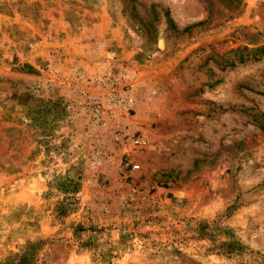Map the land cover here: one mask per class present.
<instances>
[{
	"label": "rangeland",
	"instance_id": "obj_1",
	"mask_svg": "<svg viewBox=\"0 0 264 264\" xmlns=\"http://www.w3.org/2000/svg\"><path fill=\"white\" fill-rule=\"evenodd\" d=\"M0 264H264V0H0Z\"/></svg>",
	"mask_w": 264,
	"mask_h": 264
},
{
	"label": "trees",
	"instance_id": "obj_2",
	"mask_svg": "<svg viewBox=\"0 0 264 264\" xmlns=\"http://www.w3.org/2000/svg\"><path fill=\"white\" fill-rule=\"evenodd\" d=\"M200 23V22H199Z\"/></svg>",
	"mask_w": 264,
	"mask_h": 264
}]
</instances>
